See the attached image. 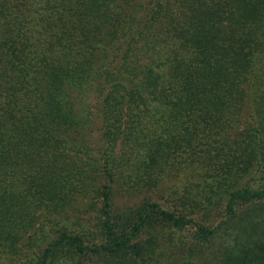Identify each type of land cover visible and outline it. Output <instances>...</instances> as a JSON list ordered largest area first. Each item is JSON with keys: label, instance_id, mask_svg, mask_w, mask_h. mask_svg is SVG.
I'll return each mask as SVG.
<instances>
[{"label": "trees", "instance_id": "trees-1", "mask_svg": "<svg viewBox=\"0 0 264 264\" xmlns=\"http://www.w3.org/2000/svg\"><path fill=\"white\" fill-rule=\"evenodd\" d=\"M0 264H264V0H0Z\"/></svg>", "mask_w": 264, "mask_h": 264}]
</instances>
